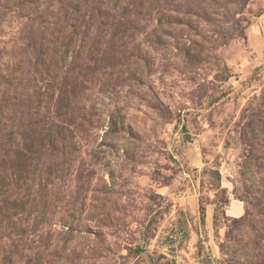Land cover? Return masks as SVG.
I'll return each instance as SVG.
<instances>
[{"label":"rangeland","instance_id":"rangeland-1","mask_svg":"<svg viewBox=\"0 0 264 264\" xmlns=\"http://www.w3.org/2000/svg\"><path fill=\"white\" fill-rule=\"evenodd\" d=\"M0 264H264V0H0Z\"/></svg>","mask_w":264,"mask_h":264}]
</instances>
